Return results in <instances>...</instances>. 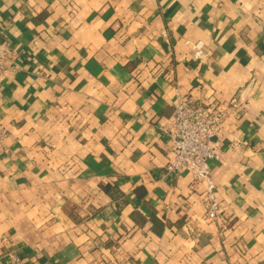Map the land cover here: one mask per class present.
<instances>
[{
	"label": "crops",
	"instance_id": "crops-1",
	"mask_svg": "<svg viewBox=\"0 0 264 264\" xmlns=\"http://www.w3.org/2000/svg\"><path fill=\"white\" fill-rule=\"evenodd\" d=\"M1 31L0 264H264V0H0ZM178 94L227 111L220 223L166 169Z\"/></svg>",
	"mask_w": 264,
	"mask_h": 264
},
{
	"label": "built area",
	"instance_id": "built-area-1",
	"mask_svg": "<svg viewBox=\"0 0 264 264\" xmlns=\"http://www.w3.org/2000/svg\"><path fill=\"white\" fill-rule=\"evenodd\" d=\"M0 32V70L11 64L15 50L3 39ZM195 59H202L207 53L203 42L191 44ZM173 114L159 126V133L166 139L174 153L166 169L169 173L189 172L196 184H204L202 199L207 207L206 219L220 223L223 213L217 199V187L212 175V165L220 161V142L227 119V111L213 105L202 104L189 95H177ZM6 136L0 124V144ZM11 264H23L18 256L12 257Z\"/></svg>",
	"mask_w": 264,
	"mask_h": 264
},
{
	"label": "trees",
	"instance_id": "trees-1",
	"mask_svg": "<svg viewBox=\"0 0 264 264\" xmlns=\"http://www.w3.org/2000/svg\"><path fill=\"white\" fill-rule=\"evenodd\" d=\"M105 187H106V188H107V190H108L109 186H108V185H106ZM106 188H104V189H105V191H107V190H106ZM109 190H110V189H109Z\"/></svg>",
	"mask_w": 264,
	"mask_h": 264
}]
</instances>
